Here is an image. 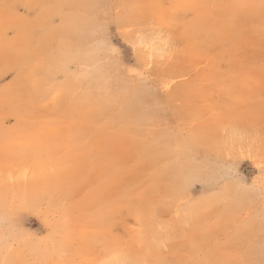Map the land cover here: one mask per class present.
<instances>
[{"label":"rangeland","instance_id":"1","mask_svg":"<svg viewBox=\"0 0 264 264\" xmlns=\"http://www.w3.org/2000/svg\"><path fill=\"white\" fill-rule=\"evenodd\" d=\"M0 264H264V0H0Z\"/></svg>","mask_w":264,"mask_h":264},{"label":"bare ground","instance_id":"2","mask_svg":"<svg viewBox=\"0 0 264 264\" xmlns=\"http://www.w3.org/2000/svg\"><path fill=\"white\" fill-rule=\"evenodd\" d=\"M94 82V81H93ZM95 90H96V87H95ZM86 93V92H85ZM99 96V95H98ZM80 100V99H79ZM79 102H81V101H79Z\"/></svg>","mask_w":264,"mask_h":264}]
</instances>
